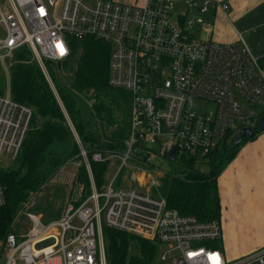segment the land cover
Returning <instances> with one entry per match:
<instances>
[{"label": "built area", "instance_id": "built-area-1", "mask_svg": "<svg viewBox=\"0 0 264 264\" xmlns=\"http://www.w3.org/2000/svg\"><path fill=\"white\" fill-rule=\"evenodd\" d=\"M175 2L183 12L174 11ZM228 9L221 0H4L0 58L26 46L47 80L45 60L72 61L78 69L87 60L84 37L108 44V83L130 94V113L121 122L122 150L99 149L89 157L66 117L79 154L57 171L73 166L60 215L43 222L42 214L28 211L55 173L29 192L14 215L0 242V264H106L102 227L163 247L156 264H226L217 247L219 220L179 214L168 207L159 186L169 167L184 164L183 159L194 160L200 170L222 141L264 113L260 58L242 39L212 38L216 14ZM31 113L29 106L0 95V159H15ZM172 149L170 160L165 154ZM130 157L137 187L113 190L121 167L106 187L95 185L90 161L117 158L126 166ZM81 165L88 188L78 178ZM4 203L0 184V206ZM20 215L30 223L27 230ZM244 261L264 264V246Z\"/></svg>", "mask_w": 264, "mask_h": 264}, {"label": "trees", "instance_id": "trees-1", "mask_svg": "<svg viewBox=\"0 0 264 264\" xmlns=\"http://www.w3.org/2000/svg\"><path fill=\"white\" fill-rule=\"evenodd\" d=\"M86 62L70 76L58 73L51 76L56 95L33 59L28 47L13 54L9 77V92L13 101L32 109L28 129L12 164L0 166V184L4 189L5 203L0 206V242L4 241L10 224L29 192L36 190L52 177L68 160L79 154L67 119L73 125L88 157L95 150H122L125 133L109 131L106 127L111 111L120 113L121 105L130 104V94L112 88L109 81L108 54L110 46L91 37L82 39ZM58 63V69L68 61ZM96 93H89L91 89ZM3 91L0 89V95ZM86 98V99H85ZM93 100L90 115L84 119L78 100ZM61 103V104H60ZM63 109H62V107ZM64 110V111H63ZM257 122L251 127L256 131ZM251 138L244 139L237 147L229 148L227 139L208 155V171L196 167L192 159L184 164L169 167L160 184V192L169 208L199 221L219 220L221 205L217 177L233 159L239 147ZM107 163L90 161L95 185L100 188ZM79 180L88 188V177L83 165ZM49 207V206H48ZM106 264H156L159 247L148 240L119 230L102 227ZM218 247V245H217Z\"/></svg>", "mask_w": 264, "mask_h": 264}, {"label": "crops", "instance_id": "crops-1", "mask_svg": "<svg viewBox=\"0 0 264 264\" xmlns=\"http://www.w3.org/2000/svg\"><path fill=\"white\" fill-rule=\"evenodd\" d=\"M221 1L229 5L228 14L235 23L231 25L221 17L227 15L226 12H218L213 22L215 25L218 18L221 27L216 34L217 41L231 43L242 39L248 49L264 61V0ZM1 95L10 97V92ZM0 166L5 167L3 159H0ZM68 173L69 169L67 175H61L65 186L70 181ZM217 187L221 205L218 246L225 260L235 261L264 246V131L239 147L218 175ZM45 203L46 207L54 205L57 208L55 197L46 199Z\"/></svg>", "mask_w": 264, "mask_h": 264}, {"label": "rangeland", "instance_id": "rangeland-1", "mask_svg": "<svg viewBox=\"0 0 264 264\" xmlns=\"http://www.w3.org/2000/svg\"><path fill=\"white\" fill-rule=\"evenodd\" d=\"M90 3H92L94 0H86ZM126 3H137V4H142L143 0H123ZM4 4V0H0V5ZM184 7L182 6V4L180 2H175L174 3V11H176L177 13L179 12H183ZM229 9L226 11L227 15H222L221 17L223 19H227L228 22H230V24L232 25V23L234 24L235 22L231 20L230 15L228 14ZM218 20V18H217ZM216 20V23L214 25V29H213V39L214 40H218L217 38V33L219 31H221V27L219 26V22ZM236 25V24H235ZM237 26V25H236ZM223 31H226L224 29V27H222ZM23 48V47H22ZM20 48V49H22ZM18 49V50H20ZM17 50V51H18ZM33 55V53H32ZM34 59V58H33ZM261 62V61H260ZM12 63H13V59L9 58V57H5V58H0V89L3 91L4 94H7L9 92V77H10V73L12 71ZM58 63L64 64L62 62H56V61H51V60H45L44 64L45 67L47 69L48 75H49V86L51 88V90L53 91V93L56 94V89L54 86V83L51 79V76H56L58 73H61L64 77L65 76H70L71 72L73 74L74 72V64L72 61H68V64H65L66 67H64L63 65L61 66V68L58 69ZM263 63V64H262ZM261 67L263 69V73H264V61L261 62ZM71 71V72H70ZM44 75V74H43ZM51 75V76H50ZM53 86V88L51 87V85ZM91 94L94 95V93H96L95 89H91L90 92ZM86 99V98H85ZM93 102V100H82L79 99L78 103H79V107L81 110V114L82 117L84 119H87L90 115V105ZM61 104V103H60ZM62 107V105H61ZM63 109V107H62ZM64 111V110H63ZM129 113H130V104L128 103V105H121L120 106V113L118 111H111V116L109 118V121L106 125L107 129L109 131H113V130H124V127L121 126V122L123 121H128L129 118ZM260 116V115H259ZM122 119V121L120 120ZM124 124V123H123ZM69 126V125H68ZM73 126V125H72ZM125 126V125H124ZM70 128V127H69ZM74 128V127H73ZM71 131V130H70ZM3 159V163L4 166H9L10 164H12L13 161L8 160L7 158L2 157ZM156 163H158L159 161L156 160ZM104 172V180H103V186L106 187L109 184V181H111V179L114 177V175L116 174V172L119 171L120 167L121 170L118 172L116 178L114 179L113 182V190H117L119 188L122 187H137L135 183L131 182V171L132 168H128V166H132L134 165L133 159L132 157H130L127 161V165H122V161L117 159V158H113L111 160H109ZM72 173L73 171V166L72 164L66 165L65 167H63L59 173L55 174L54 178H52L49 182H47L45 189L43 191V194L40 198H38L34 204L32 205V207L30 209H28L29 212H33V213H41L42 215V221L43 222H48L50 220H54L56 219L59 215L60 212L62 210V203L64 201V198L66 197L65 195L67 194V190H68V186H65L64 183L65 181H63L62 179V174H66V171H68ZM200 170L203 172H207L208 171V166L206 164H201L200 165ZM59 171V170H58ZM67 175V174H66ZM68 176L70 177L69 173ZM164 176L161 177V180ZM160 188V186H159ZM55 197L56 201H57V208L54 205H51L49 207H46V199H50ZM55 203V200L52 199ZM19 222L21 224H26L25 225V230H27L30 227V223L27 221L26 217L24 215H20L19 217ZM20 224V226H21ZM19 227V225L17 226ZM48 244V242H45L42 245ZM262 247V246H260ZM260 247L256 248L254 251H256L257 249H259ZM164 250L163 247L159 248L158 250V254L161 253ZM247 258V256L235 260V261H229L226 260V264H244L245 263V259ZM158 260V259H157Z\"/></svg>", "mask_w": 264, "mask_h": 264}, {"label": "water", "instance_id": "water-1", "mask_svg": "<svg viewBox=\"0 0 264 264\" xmlns=\"http://www.w3.org/2000/svg\"><path fill=\"white\" fill-rule=\"evenodd\" d=\"M256 131L259 133L264 131V113L258 118ZM254 132L255 129L251 126H243L238 128L231 135L230 140L227 142L229 148L237 147L244 139L251 138L254 135ZM165 156L172 160L174 158V150L172 149L170 152H167Z\"/></svg>", "mask_w": 264, "mask_h": 264}]
</instances>
